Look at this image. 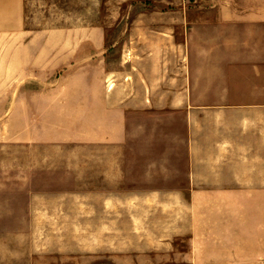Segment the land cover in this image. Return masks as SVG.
Wrapping results in <instances>:
<instances>
[{
  "label": "rangeland",
  "instance_id": "obj_1",
  "mask_svg": "<svg viewBox=\"0 0 264 264\" xmlns=\"http://www.w3.org/2000/svg\"><path fill=\"white\" fill-rule=\"evenodd\" d=\"M230 2L24 0L0 33V264H264L256 236L210 241L190 195L160 192L176 115L128 113L121 144L101 128L105 99Z\"/></svg>",
  "mask_w": 264,
  "mask_h": 264
},
{
  "label": "crops",
  "instance_id": "obj_2",
  "mask_svg": "<svg viewBox=\"0 0 264 264\" xmlns=\"http://www.w3.org/2000/svg\"><path fill=\"white\" fill-rule=\"evenodd\" d=\"M206 14L142 79L136 72L127 96L105 99L110 123L101 128L111 132L105 142L121 144L128 113L176 115L160 192L182 203L190 195L186 208L192 221H207L208 240L254 235L264 251V0H231ZM23 24L24 0H0V33Z\"/></svg>",
  "mask_w": 264,
  "mask_h": 264
}]
</instances>
